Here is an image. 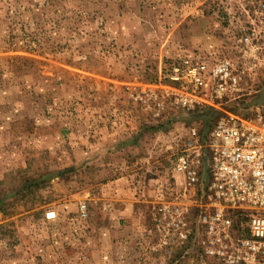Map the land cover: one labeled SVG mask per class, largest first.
<instances>
[{
    "label": "rangeland",
    "instance_id": "1",
    "mask_svg": "<svg viewBox=\"0 0 264 264\" xmlns=\"http://www.w3.org/2000/svg\"><path fill=\"white\" fill-rule=\"evenodd\" d=\"M237 2L0 0V264H218L200 252L198 236L181 242L156 207L182 190L172 168L181 145L176 138L195 127L204 139L218 116H248L261 107L256 101L264 66L257 64L242 80L238 98L220 106L184 111L168 100L157 107L134 97L152 85L169 84L163 76L184 58L218 59L223 50L240 62ZM19 56L33 59L36 70L27 72ZM27 89L52 94L43 103L46 117L38 120L43 132L29 134L24 120L14 122L24 114L14 109L25 110L30 101ZM106 106L113 110L111 129L178 119L167 131L146 135L134 153L108 151L97 167L50 173L23 187L27 179L83 160L100 132L90 120ZM80 121L79 137L72 131ZM202 161L206 165L205 154ZM127 173L135 193L123 190L126 180L108 182ZM199 198L196 190L182 199L188 230L194 231ZM48 211L55 218L46 219Z\"/></svg>",
    "mask_w": 264,
    "mask_h": 264
},
{
    "label": "built area",
    "instance_id": "2",
    "mask_svg": "<svg viewBox=\"0 0 264 264\" xmlns=\"http://www.w3.org/2000/svg\"><path fill=\"white\" fill-rule=\"evenodd\" d=\"M237 4L239 32L234 38L240 62L223 50L218 59L184 58L163 76L169 84L138 91L135 100L157 107L168 100L190 111L238 98L242 80L257 64L264 66V0ZM177 142L181 145L175 148L172 168L183 177L182 190L172 202L158 205L156 213L169 217L167 225L181 242L188 235L198 236L200 252L218 264H264V105L248 116H220L204 139L189 127ZM196 190L200 198L192 231L182 199ZM45 217L53 219L55 212Z\"/></svg>",
    "mask_w": 264,
    "mask_h": 264
},
{
    "label": "crops",
    "instance_id": "3",
    "mask_svg": "<svg viewBox=\"0 0 264 264\" xmlns=\"http://www.w3.org/2000/svg\"><path fill=\"white\" fill-rule=\"evenodd\" d=\"M33 88H34V86L31 89H33ZM31 89H27V92H28V90H31ZM41 89H43V88H41ZM38 93H40V92H38ZM38 93L35 92L34 90H31V93H30V91H29V93H27V96L30 99V101L26 102V104L24 106L25 110H23L22 107L17 108L16 110L14 109L15 113H19V112L24 113L21 116H14L15 120H16L14 122L24 120V122L27 125H29L30 128H32L29 130V132H27L29 134L33 132L32 130H36V131L41 130L43 132L45 129L43 122H41V124H40V123H38V120L39 121H40V119L44 120V118L46 117V116H43V115H45V111H46L45 110L46 106L44 104L46 103L47 95H49V92L47 93V92L43 91V94H38ZM51 96H52V94H51ZM38 97H40V100L42 99L44 102H37L35 100V98H38ZM95 108L100 109V107H98L97 105L95 106ZM110 111L113 112L112 108L106 106V111H104L103 114H100L101 116L104 115L105 118H101V116L98 115L96 117H93L92 120H90L91 121L90 124H91V126H93V129L95 130V128H96L95 131H98V132L100 131V132H99V134L95 133L97 135V139H95V140L91 141V143H89L91 150H88L85 158H83V160L80 159L79 161L74 159L73 162H71L72 166H70V167H73L75 170L76 169L81 170L83 168H89V167L92 168L94 166L97 167V166H99V164L103 163L100 160V157L102 155H104L108 151H111L114 153V151H117V149H119V150L122 149L124 151L127 149V152L134 153L133 151H135V147H137V145L140 143V141L142 139H144V137L146 135H148L150 133H159V132L167 131L169 129V127L171 126L172 122L177 121V119H178V118H173V119L170 118V120L168 119L165 122L164 121H160V122L154 121L151 123L139 121L138 123L137 122L134 123L133 126L131 123L127 122L129 125L128 128L121 125L119 128H116V129L112 128L111 129L110 119L113 116H111L112 114ZM36 113L38 115L34 116ZM184 117L186 118V116H184ZM189 117H190V114H188V118ZM18 119H20V120H18ZM82 123H84V121H80L79 126H76L77 128H79V130H75V132H74V130L72 131L73 135L76 133H77L76 136H79V137L81 135L82 136L84 135L83 130H81V128H83ZM119 124H120V122H119ZM162 124H167L165 130L162 127H160L159 129H151V127L162 126ZM88 136H85V140H88V138H87ZM89 137H91V136H89ZM104 140H106V142ZM126 156H128V155H126ZM129 164L131 165L132 162L129 161L128 165ZM128 165L126 164V167ZM65 168H69V167H65ZM65 168H63V169H65ZM110 180L111 181H108L109 183H117V182H121L122 180H126V184L123 186V190L125 192H130V193L134 192L135 193V186H134V183L132 182L133 175L127 173L126 176L123 175V177L112 178ZM181 181H182L181 182V185H182L183 184V177L182 176H181ZM80 205H82V204H80Z\"/></svg>",
    "mask_w": 264,
    "mask_h": 264
},
{
    "label": "trees",
    "instance_id": "4",
    "mask_svg": "<svg viewBox=\"0 0 264 264\" xmlns=\"http://www.w3.org/2000/svg\"><path fill=\"white\" fill-rule=\"evenodd\" d=\"M9 38V37H8ZM11 38V37H10ZM12 39V38H11ZM20 57V56H19ZM19 57H17L18 58V60H20V61H25V62H27V65H26V67H25V69H26V71L28 72V70L29 69H31V68H33L32 70H36V68H35V66L34 65H32L33 63H34V61H33V59H31V58H27V57H20L21 59H19ZM18 62V61H16L19 65H21L22 63L21 62ZM24 74H22V76H23ZM156 80V77L155 78H151V80H150V82H152V81H155ZM23 84L25 83L24 81L22 82ZM37 97V96H36ZM51 95L49 96V95H47V102L48 101H50L51 100ZM37 98H35V100H36ZM211 111H215V110H212L211 109ZM194 113H191V116L193 115ZM194 117V116H193ZM220 116H218V118H219ZM217 118V119H218ZM216 119V120H217ZM215 120V121H216ZM214 121V122H215ZM214 124V123H213ZM212 124V125H213ZM166 125L167 124H162V126H157V127H151V129H159L160 127H162L164 130L166 129ZM212 125H209L208 126V128L210 129L211 127H212ZM75 169L73 168V167H69V168H65V169H62V170H56L55 171V173L54 172H48V173H45V174H40V176L39 177H37V178H33V179H27V185H26V183L23 185V187H29L31 184H36V183H39V182H42V181H44L46 178H49L51 175H50V173L51 174H63L64 175V173L65 172H70V171H74ZM53 176H56V175H53ZM2 204V201L0 200V205Z\"/></svg>",
    "mask_w": 264,
    "mask_h": 264
},
{
    "label": "water",
    "instance_id": "5",
    "mask_svg": "<svg viewBox=\"0 0 264 264\" xmlns=\"http://www.w3.org/2000/svg\"><path fill=\"white\" fill-rule=\"evenodd\" d=\"M256 104L258 106L264 105V87L262 88V90L260 91V99H258L256 101Z\"/></svg>",
    "mask_w": 264,
    "mask_h": 264
}]
</instances>
